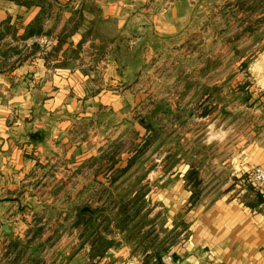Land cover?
Listing matches in <instances>:
<instances>
[{
    "label": "crops",
    "instance_id": "0c3cea01",
    "mask_svg": "<svg viewBox=\"0 0 264 264\" xmlns=\"http://www.w3.org/2000/svg\"><path fill=\"white\" fill-rule=\"evenodd\" d=\"M46 4L42 30L48 35L30 37L14 47L0 43V264L6 263L11 242H22L16 229L26 231L38 223V227L68 230L74 209L105 207L112 171L124 168L132 147L150 134L145 120L153 107L162 104L171 112L182 107V100L186 109L187 98H181L186 63H166L164 67L171 70L162 79L154 74L160 68L155 56L171 49L181 53V47H106L103 42L127 35L130 26L139 44L149 31L170 40L190 21H210L215 27L220 19H229L231 27L240 20L264 18V9L256 10L257 5L264 7V0H51ZM73 4L84 7L82 21L61 47H55L56 35L73 17ZM40 9L0 0V24L8 20L22 36L40 16ZM248 27L235 28L229 39L241 36ZM50 40V47H40ZM96 43L98 47H93ZM33 44L38 47H30ZM253 52L245 68L254 89L243 99L239 114L235 117L229 104L222 118L218 110L204 117L198 110L191 120L198 122L194 136L180 134L174 163L166 162L168 147L163 162L154 161L142 180L147 187L146 223L136 240L150 248L132 253L122 233L111 227L110 238L120 247L107 259L109 264H143L159 244L166 248L157 264H264V194L248 183L254 167L264 168V47ZM250 107L253 123L244 121L250 118ZM183 119L186 123L179 124V133L187 128ZM202 119L209 120L202 124ZM234 124L243 137L230 141L226 135L213 136L215 129L231 133ZM202 127L206 141L197 139ZM171 132L166 131L164 146ZM123 142L129 144L122 146ZM193 167L205 177L198 199L190 204L184 177ZM5 226L12 238L3 235ZM70 229L66 236L72 246L77 241Z\"/></svg>",
    "mask_w": 264,
    "mask_h": 264
},
{
    "label": "rangeland",
    "instance_id": "374dc122",
    "mask_svg": "<svg viewBox=\"0 0 264 264\" xmlns=\"http://www.w3.org/2000/svg\"><path fill=\"white\" fill-rule=\"evenodd\" d=\"M31 2V0H19V3L21 2ZM18 1H16L17 3ZM33 5L36 6L37 3L33 2ZM73 4L74 10L80 9L81 11L84 9V7H79V5ZM254 5V4H253ZM256 6V10L264 9L262 5L258 7ZM225 7V6H224ZM253 9V8H252ZM250 10L253 12V10ZM252 12L250 15H252ZM232 20L229 19H220L218 24H215L211 26L210 21H190L188 25L185 27V29L182 31L180 35H176L172 39L168 40L166 37H163L161 35L157 37V35L153 36L151 32L149 31V34L141 37V40L139 44H135L138 40L137 37H134L132 33L131 26L128 28L127 35H117L116 37L112 38L109 42H103V45L106 47H181V53H179V50H170L168 53H160L155 56L153 59L154 62L157 64H160V68H158L157 71L154 72L155 75L158 76V78L165 77L168 72L171 70L170 67H164L166 66V63L168 62H176L178 60H181L182 62L186 63V69L182 71L184 75V79H186V84H184V91L185 95L183 94V97L181 98H187L186 107L188 109L193 108V104L197 101L203 100L205 97H207V94H210L211 99H215V101L222 100L223 102H217L216 104H219V108H215L214 110H218L217 115H219V118H222L224 114L225 107L229 104V109L234 110L232 112L235 117L239 114L241 107L243 106V99L251 95L253 93L254 89V81L252 77L248 76L245 66L248 65L250 56L254 53L253 50H259L261 47H264V18L258 21L244 19L238 21V24L236 26L229 25ZM233 24L234 21H233ZM244 24L249 25V27L244 31V33L241 36H237L230 40V35L234 32L235 28L242 27ZM64 27V25L61 27V29ZM219 27V31H216V29ZM12 28L15 30V37L17 38L12 39L10 35H7L3 39V45L6 47H14L19 44L24 43V41L18 40L21 36H18L17 31L14 26ZM255 29V30H254ZM215 31V32H214ZM217 32V35H216ZM215 33L216 36L213 35ZM91 36L88 34L87 36L95 39V35L90 33ZM213 35V36H212ZM46 36L43 34L42 36H37L36 38H41ZM28 39V38H27ZM26 39V40H27ZM136 41V42H135ZM52 41H48L46 43H41L40 47H50V44ZM142 43V44H141ZM235 44V45H234ZM245 45V47H239L237 46ZM34 45V44H33ZM38 47V44H36ZM147 45V46H146ZM234 45V46H233ZM97 43L94 44L93 47H96ZM32 47V45L30 46ZM98 47V46H97ZM183 47H186V50H182ZM242 48V50H241ZM237 49V50H236ZM185 52V53H184ZM180 54V55H179ZM244 58L243 62L241 60ZM163 60H165L163 62ZM244 63V64H243ZM172 72V71H171ZM177 71H174V73ZM161 90V89H160ZM159 90V92H160ZM206 92V93H205ZM187 96V97H186ZM210 100V99H209ZM229 100H234V102H231ZM228 101V102H227ZM215 104V102L213 101ZM184 101L181 100V106L183 107ZM233 105V106H232ZM247 105L245 104L244 107ZM160 105H156L154 108H159ZM153 108V109H154ZM194 113H196L195 109H193ZM237 110V111H236ZM250 118L248 119V116H246L244 121H251L253 123L254 118V109L250 107ZM198 111V110H197ZM236 111V112H235ZM215 112V111H213ZM217 112V111H216ZM158 118L155 119L157 122H155V127L160 129L161 133L157 135L155 141L149 148L145 149V151L138 157V161L143 163L142 168H149L153 167L152 165L155 164L154 161L160 160V164L163 162V153L164 151L169 147L171 149L170 155L167 157L166 162L168 165H172L174 163V157L179 149V137L181 134V137L186 133L189 136H194L193 133L196 131L195 125L198 124V122H191L192 118L194 116H188L187 114V128L183 133H179L177 131L178 123H172L169 124L168 122L165 123L162 118V113L159 110L157 112ZM184 119H182L183 121ZM209 119H202V124L205 123L204 121ZM182 123V122H181ZM195 123V124H194ZM227 124L226 120H224L223 125ZM241 120L236 123L240 124ZM176 125V127H173V125ZM219 125H221L219 123ZM235 125V124H234ZM235 128L231 133H225L226 129H215L213 131V136L215 134L218 135L219 139H221L223 136L228 138V140L232 141L233 139L239 137H243V134H240L241 129ZM170 127V128H169ZM182 127V126H181ZM190 127V129H189ZM173 128H176L175 133H173ZM172 130L171 137L169 141H165V146L163 144V139H166V131ZM197 139L199 138L200 141H206L208 138L204 133V128H200L198 131ZM129 138V136H127ZM184 138V137H183ZM196 139V140H197ZM198 139V140H199ZM197 140V141H198ZM196 142V141H195ZM193 143L194 146L196 143ZM129 144V142H123L121 143L122 146ZM164 159V161H165ZM167 165V168H168ZM167 170V169H166ZM133 172L132 169L129 170L128 174ZM160 172L162 173V169H160ZM136 173V172H135ZM134 173V174H135ZM136 175H139V172H137ZM129 178L130 182H128L125 185H129L134 182V178ZM199 177L201 180V184L199 186V191L203 189L204 184L202 182V179L205 177V173L201 171L199 173ZM127 180V181H128ZM141 186H146L144 183L141 184ZM125 187V186H124ZM33 224V223H32ZM35 225V224H34ZM53 226V225H52ZM43 232L40 236V238L37 240H34L33 243L28 245L27 247L24 246L27 241H29L30 234L26 235V232L31 229V233L34 232V229L38 228V223L36 226H31L30 228H27L28 230L24 231L22 229H16L17 236L22 239L21 244H19L18 248L25 249V256L24 259L21 261L20 264H26L27 259L30 257L33 258L34 256V248L38 246L39 242H43L50 238L52 235V231L55 228L49 227V226H42ZM67 232L63 234L58 242L54 244V246L51 249V252L49 251L46 255L47 261L50 258V253L52 256H54L58 251L61 249H65L67 252H69L72 249L70 239L66 236ZM22 237V238H21ZM54 237V236H52ZM50 238L48 240L49 244L54 243V238ZM69 240V241H68ZM68 247V248H67ZM56 248L58 250H56ZM113 254V250H111ZM38 255V254H37ZM12 256V255H11ZM44 258V256H43ZM47 263V262H46ZM109 264L107 259L104 257L102 261L99 264ZM69 264H82L81 258H76V260L71 261ZM119 264V263H118Z\"/></svg>",
    "mask_w": 264,
    "mask_h": 264
},
{
    "label": "trees",
    "instance_id": "16d2710c",
    "mask_svg": "<svg viewBox=\"0 0 264 264\" xmlns=\"http://www.w3.org/2000/svg\"><path fill=\"white\" fill-rule=\"evenodd\" d=\"M14 1H18L17 3H19V0ZM50 1L51 0H31L29 3L26 1L21 2V4L25 6L33 5V2H36V6L41 8V14L26 27L24 34L18 38V40L24 41L30 37H37L43 34L48 35V31L43 33L42 30L45 17L44 14L45 11H47L44 9L43 4L47 3L46 7H48L50 5ZM80 11V9L75 10L72 13V19H70L56 35L55 47H61L65 43L67 36L72 34V32H74L77 26L81 23L82 16ZM7 35H10L12 39H17L15 37V30L9 25L8 20L0 24V43L3 42V39ZM32 47L37 46L32 45ZM207 95L208 96L203 100L195 102L193 104V108L191 109H188L187 107L184 109L183 105V107H176L170 112L166 109L164 110L162 104H158V106H161L160 109L154 108L156 107L155 105L151 112V115L154 116L152 117L149 115L145 120L150 134L144 138L142 143L132 147L133 154L124 168L112 171V175L109 180L111 190L105 188L106 198L104 201L107 200L106 205L104 203L105 207L101 206L99 208L92 209L88 205H85L78 207V209H74V221L70 228H73L75 231V240L77 243L72 245V249L69 252L65 249H61L54 256L50 253V258L47 261L46 255L49 251L51 252L54 244L58 242L65 232L70 234L72 230L70 228L67 230L65 227L59 226L52 231V235L50 236V238L52 236L55 237L54 243L49 244L48 240L50 238L43 242H39L38 246L34 248L33 254L35 257L27 259L26 264H69L71 261L76 260V258H81L82 264H99L109 250L116 251L120 247L118 243L110 238L112 235V231L110 230L111 227L116 228L119 233H122L124 243L129 244L128 246L132 253H136L138 250L144 252L147 248H150L149 245H142L139 240H136V236L139 232H141V230H143L146 223L144 209H146L147 201L144 198V195L147 187L141 186V182L154 167L142 168L143 163L137 159L145 151V149L149 148V146L153 144L157 135L161 133L160 129L155 127V122H157L155 119L158 118L157 112H159V110L164 116L162 117L164 121L163 129L165 128V123L167 122L169 124L172 122L182 125L183 123H186L185 121H182L184 116L187 119L188 116H193L195 114L193 109L196 110L195 112L200 110L201 112L199 113V116L201 117L211 114L216 107L218 99L214 104L213 100L210 98V94ZM113 155L114 154L111 155L112 158L114 157ZM130 169H132L133 172L128 174ZM137 172H139V175H136ZM133 175H135L134 182L129 185H125L130 182L128 179ZM184 178L185 186L191 192L190 204H193L198 199L200 193L199 186L201 184V180L199 173L193 167L186 173ZM101 191L104 192V190H100V192ZM36 224L37 223L33 226H36ZM43 228L44 227L40 226L37 229H34V232L32 233L31 229H29L26 232V235L30 234L31 236L29 237V241H27L24 246L27 247L33 243L34 240H37V238L39 239L43 232ZM146 236H148V234L145 235V237ZM107 237L110 239H107ZM19 244L21 243L13 241L8 246L4 255L7 259L5 264H20L24 259L25 249H19ZM165 248L166 247L161 246L160 244L157 245L155 251L143 260V264H157L161 258L160 254H162ZM56 250L58 249L56 248ZM152 259L155 260V263H152Z\"/></svg>",
    "mask_w": 264,
    "mask_h": 264
},
{
    "label": "built area",
    "instance_id": "2783aa9c",
    "mask_svg": "<svg viewBox=\"0 0 264 264\" xmlns=\"http://www.w3.org/2000/svg\"><path fill=\"white\" fill-rule=\"evenodd\" d=\"M249 185L256 190H261L264 194V168L254 167L248 174ZM152 263H155L153 259Z\"/></svg>",
    "mask_w": 264,
    "mask_h": 264
},
{
    "label": "water",
    "instance_id": "95a60500",
    "mask_svg": "<svg viewBox=\"0 0 264 264\" xmlns=\"http://www.w3.org/2000/svg\"><path fill=\"white\" fill-rule=\"evenodd\" d=\"M2 233L5 237L12 238V233H11V230L8 226H5L2 228ZM105 257H106V259L110 260L112 258V253L108 252Z\"/></svg>",
    "mask_w": 264,
    "mask_h": 264
}]
</instances>
